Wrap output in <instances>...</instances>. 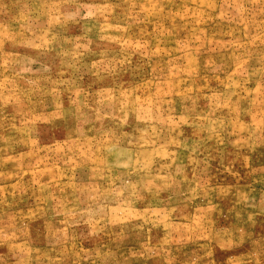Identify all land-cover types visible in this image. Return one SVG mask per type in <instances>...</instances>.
I'll list each match as a JSON object with an SVG mask.
<instances>
[{
  "label": "rangeland",
  "instance_id": "1",
  "mask_svg": "<svg viewBox=\"0 0 264 264\" xmlns=\"http://www.w3.org/2000/svg\"><path fill=\"white\" fill-rule=\"evenodd\" d=\"M0 264H264V0H0Z\"/></svg>",
  "mask_w": 264,
  "mask_h": 264
}]
</instances>
